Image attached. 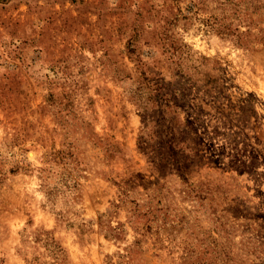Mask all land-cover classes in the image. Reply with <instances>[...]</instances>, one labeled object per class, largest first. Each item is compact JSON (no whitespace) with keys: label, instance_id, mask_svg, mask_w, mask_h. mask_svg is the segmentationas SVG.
Instances as JSON below:
<instances>
[{"label":"rangeland","instance_id":"obj_1","mask_svg":"<svg viewBox=\"0 0 264 264\" xmlns=\"http://www.w3.org/2000/svg\"><path fill=\"white\" fill-rule=\"evenodd\" d=\"M0 264H264V0H0Z\"/></svg>","mask_w":264,"mask_h":264},{"label":"trees","instance_id":"obj_2","mask_svg":"<svg viewBox=\"0 0 264 264\" xmlns=\"http://www.w3.org/2000/svg\"><path fill=\"white\" fill-rule=\"evenodd\" d=\"M142 87V86H141ZM135 99H137V100H139L138 98H139V96H137V94H134V96H133ZM141 97V96H140ZM103 217V215H99V217L98 218H102ZM111 230V235H114V231H113V229H110ZM107 236L108 237H110L108 234H107ZM57 250H59V249H57ZM60 251V250H59ZM56 256H57V254H55ZM55 258V257H54ZM55 260H57V259H55Z\"/></svg>","mask_w":264,"mask_h":264}]
</instances>
